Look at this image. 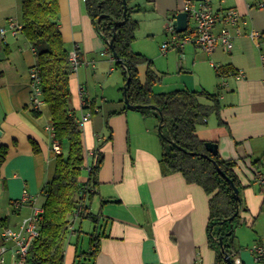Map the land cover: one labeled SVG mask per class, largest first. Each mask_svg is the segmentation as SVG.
<instances>
[{
	"label": "crops",
	"instance_id": "1",
	"mask_svg": "<svg viewBox=\"0 0 264 264\" xmlns=\"http://www.w3.org/2000/svg\"><path fill=\"white\" fill-rule=\"evenodd\" d=\"M133 5L139 9L131 13L133 20L134 14L149 13L166 31L182 11L183 0H144V5L135 0ZM213 9H235L240 14V35L231 30L232 49L219 44L208 55L191 44L165 52L161 45V54L179 56L175 70L185 72L187 79L170 91L155 92L153 86V92L206 91L215 97L218 110L197 126L196 135L214 143L220 158L233 163L244 187L240 195L246 211L240 209V224L234 227L233 260L264 264L255 262L248 250L254 243H264V190L254 181V172L264 160V0L215 1ZM5 26L0 24V28ZM59 28L65 48L75 51L79 60L69 89L70 105L82 131L81 183L88 179L90 155L99 151L103 156L93 196L85 201L89 214L98 221L99 252L94 264H216L217 250L210 245L207 232L208 196L179 173L162 174L158 120L125 107L122 74L123 86L108 84V75L118 69L85 12V0H59ZM252 32L259 36L252 38ZM8 35V39L0 37V146L7 147L0 166V245L10 248L11 242L2 241V232L17 229L32 207L42 206V190L54 175L56 155L48 131L49 109L41 101L35 106L31 98L34 54L21 35ZM150 62V69L160 77ZM143 64L147 70L148 63ZM229 71L242 72L243 77L238 80ZM199 102L214 104L205 98ZM86 113L91 116L81 123ZM30 140L38 144V153L33 152ZM24 192L28 199L23 202ZM71 225L64 264H76V255L89 251V235L94 230L90 219L73 218Z\"/></svg>",
	"mask_w": 264,
	"mask_h": 264
},
{
	"label": "trees",
	"instance_id": "2",
	"mask_svg": "<svg viewBox=\"0 0 264 264\" xmlns=\"http://www.w3.org/2000/svg\"><path fill=\"white\" fill-rule=\"evenodd\" d=\"M133 1L85 0V12L109 51V43L112 41L113 51L118 58L114 65L124 80L123 98L132 106H142L135 110L145 115H154L161 125L158 136L163 148L160 159L162 174L179 173L187 183L203 189L208 196L207 232L210 245L217 250L216 264H227L225 255L234 264L233 231L240 224V209L246 211L240 195L244 187L234 172L233 163L222 160L218 153H208L205 150L206 142L196 135L197 126L203 124L213 112H217L216 99L206 91L153 92V86L160 77L150 69L149 60L132 51L138 23L131 18V13L139 11L136 6H131ZM20 24L19 34L33 49L35 57L30 72L37 74L40 101L49 109L53 140L60 147L54 175L42 190L45 198L43 212L39 218L38 236L28 250L27 264H64L69 226L79 205L93 196V192L86 189L88 185L93 189L97 185L103 156L99 151L95 152L88 184L81 183L79 178L84 168L82 131L79 118L70 105L69 81L73 71L59 28V0H20ZM143 63H148V68L141 81L138 66ZM127 78L129 83L125 89ZM199 98L208 99L214 104L203 105ZM30 113L39 116L34 110ZM30 144L34 153L40 151L34 140H30ZM6 153L7 147L1 145L0 166ZM219 171L233 182L238 189L237 196ZM80 218L90 219L94 223V230L89 235V251L79 252L76 264H94L99 252L98 221L91 214Z\"/></svg>",
	"mask_w": 264,
	"mask_h": 264
},
{
	"label": "built area",
	"instance_id": "3",
	"mask_svg": "<svg viewBox=\"0 0 264 264\" xmlns=\"http://www.w3.org/2000/svg\"><path fill=\"white\" fill-rule=\"evenodd\" d=\"M215 1L222 0H183V8L181 12H185L188 15V24L186 31L178 33L175 27L172 25V20L166 27V32L168 36V41L162 44L161 50L165 52L168 49L182 50L185 45L191 44L196 47L201 48L205 53L210 55L216 48L217 45H221L225 50H231L233 47V35L231 30H235L239 34V25L241 21L240 14L235 9H225L221 11H215L213 9V3ZM249 6V5H248ZM258 6H262L261 2ZM192 21V26L190 22ZM220 26L218 32L215 29ZM21 29V24L12 18L7 19L6 26L0 28V37L3 39L7 34L12 37H17ZM240 35V34H239ZM252 38L258 37L259 33H250ZM33 52V49H31ZM264 60V55H262ZM69 64L73 72H76L79 66V60L75 51L69 52ZM212 67H215L211 63ZM229 75L234 76L236 79L243 77L242 72H232ZM30 79L32 82V92L31 98L35 106L40 104V89L37 74L35 72H30ZM224 81L221 82V86H224ZM82 94L84 93L81 91ZM83 106L86 105L85 102L82 103ZM91 114L86 113L81 118V123L86 122L90 118ZM48 131L52 136V150L55 155L60 153V147L56 141L53 140V131L49 127ZM92 153L90 156H93ZM93 166L90 164L87 166V174L91 172ZM88 181V179H87ZM84 184H88V182ZM254 181L258 186L264 190V160L260 170L254 172ZM91 193L94 189L88 185V189ZM28 199L26 192L23 193L21 201H26ZM43 212L41 207H32L31 214L24 218L18 228L4 229L2 232V241L11 242L12 246L7 248L4 245H0V264H27V254L32 242L38 236L39 229V218ZM89 210L87 209L85 202L81 203L78 209L75 211L74 219H78L83 216H87ZM70 234L73 232L72 225L69 226ZM253 259L257 263L264 262V243H254L248 248ZM9 252V258L7 259L6 254ZM233 256V254H232ZM234 257V256H233ZM234 264H241L240 260H233Z\"/></svg>",
	"mask_w": 264,
	"mask_h": 264
},
{
	"label": "rangeland",
	"instance_id": "4",
	"mask_svg": "<svg viewBox=\"0 0 264 264\" xmlns=\"http://www.w3.org/2000/svg\"><path fill=\"white\" fill-rule=\"evenodd\" d=\"M144 5V0H136ZM12 18L20 23V0H0V24L6 25L7 19ZM133 18L139 21V27L135 33V40L132 48L140 51L147 59L152 61V69L161 74L160 80L154 85L155 92L170 91L181 80L187 79L185 72L178 74L175 70L177 56L174 53L161 54L159 48L168 41L165 26H161L158 20L151 17L149 13L134 14ZM191 26L192 21L190 22ZM7 34L5 39H8ZM19 40H22L21 37ZM179 57V56H178ZM146 64H141L138 69V76L144 80ZM108 84L119 82L122 85V76L119 70L108 75ZM123 86V85H122ZM179 86V84H178ZM86 240V239H85Z\"/></svg>",
	"mask_w": 264,
	"mask_h": 264
},
{
	"label": "water",
	"instance_id": "5",
	"mask_svg": "<svg viewBox=\"0 0 264 264\" xmlns=\"http://www.w3.org/2000/svg\"><path fill=\"white\" fill-rule=\"evenodd\" d=\"M123 4L125 5V1H123ZM126 15V11H124V16ZM187 24H188V15L187 13L185 12H179L177 13L173 20H172V25L175 27V30L176 32L178 33H182L184 31H186L187 29ZM109 49L112 53V56L114 58L115 61L118 60L117 58V55L114 53L113 51V44H112V41L109 43ZM129 83V78H127L126 82H125V89L127 88V85ZM124 104H125V107L128 109V110H135V109H141L142 106H132L129 104L128 100L126 98H124ZM162 120V117L160 115V121ZM161 130V125H158V132ZM2 137V131L0 130V139ZM205 150L210 153V154H213V155H216L217 154V146L214 144V143H209V142H206L205 143ZM220 175L225 178L230 186V189L233 191V194L235 196L238 195V189L235 187V185L233 184L232 181H230L229 179H227L225 177V175L219 171ZM238 214V211L235 213L234 217ZM233 217L230 219L232 220ZM219 243L221 244V238H219ZM225 260H226V263L227 264H233L230 257L228 255H225Z\"/></svg>",
	"mask_w": 264,
	"mask_h": 264
}]
</instances>
